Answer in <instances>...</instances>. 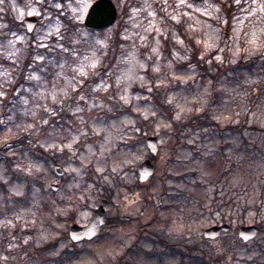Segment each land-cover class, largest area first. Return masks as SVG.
Here are the masks:
<instances>
[{
	"label": "rangeland",
	"instance_id": "1",
	"mask_svg": "<svg viewBox=\"0 0 264 264\" xmlns=\"http://www.w3.org/2000/svg\"><path fill=\"white\" fill-rule=\"evenodd\" d=\"M93 1L87 0L82 11L77 0L0 3V28L8 10L21 21L30 12L41 18L33 34L12 33L0 40V145L7 142L0 152L2 264H110L137 239L141 223L174 239L198 242L211 254L190 256L189 264H256L251 261L257 255V264H264V231L249 242L237 241L240 225L264 219V0H234L229 32L215 0H122L123 16L102 33L84 26ZM178 24L195 41L208 69L229 68L215 88L217 105L209 110L220 126L185 131L186 144L173 157L174 123L156 106L152 90H167L174 122L206 110L214 92L213 79L189 61L194 49L178 35ZM57 28L59 35H49ZM117 34L120 41L114 42ZM30 46L44 51L13 86L17 64ZM101 67L105 70L95 77ZM70 96L69 109L60 113ZM138 119L146 121L144 129ZM23 130L36 132L35 145L57 161L33 146H15L10 140ZM148 132L160 144L153 182L128 192L125 185L138 181V166L151 155L143 142ZM56 163L64 167L61 176L54 171ZM115 177L122 179L118 192L124 196L105 204L107 217L131 219L106 224L95 239L74 243L68 237L73 222L61 218L74 212V222L89 223L103 202L104 184ZM164 182L168 189L161 193ZM149 191L154 204L146 199ZM215 198L221 209L213 206ZM230 198L235 204L224 208ZM223 219L231 230L205 239L203 231ZM154 237L144 231L136 263L178 264L179 255L155 245ZM150 251L156 253L148 258Z\"/></svg>",
	"mask_w": 264,
	"mask_h": 264
},
{
	"label": "trees",
	"instance_id": "2",
	"mask_svg": "<svg viewBox=\"0 0 264 264\" xmlns=\"http://www.w3.org/2000/svg\"><path fill=\"white\" fill-rule=\"evenodd\" d=\"M64 1V0H62ZM116 5L118 6L119 10H120V14H119V19L121 16H123L124 13V9L122 7V0H113ZM221 7L222 12L224 13V16L226 17L227 20V28H226V32H229L230 30V26L232 23V19L234 17V9H235V3L234 0H215ZM53 3V2H52ZM50 8H53V5H50ZM4 25L0 28V40L6 39L7 37H9V35H11L12 33H23L26 32L25 27L23 25V22L21 20L16 19L15 14L12 10H8L4 12ZM41 19V18H40ZM41 22V20H40ZM7 27H4V26ZM106 29H100V30H90V32L93 33H102L104 32ZM177 30H178V35L181 36V38H183L184 40H186L188 42V45L192 46L194 51L191 53V58H190V62L195 63L197 66H199L202 70V73L204 75H208L210 76L213 81H214V85H213V95H212V102L210 104V106L204 110L201 111L199 113H194L191 114L192 116L189 118V120H186L184 122H174L172 119V108L171 106L167 103V100L165 99V96L167 95V90L166 89H162V87H154V89L151 92V96L153 97V101L156 104V106L160 107V109L162 111H164L167 116L170 118V120L174 123V129L172 130V137L174 138V147H173V151H172V155L174 157L175 152L178 151L179 147H184V145L186 144V141L183 140L182 134H184L185 131L188 130H195L196 128H203V127H210V126H217L219 127V123L214 120L211 116V114L209 113L210 107H212L214 104V107L217 105L216 104V100H217V96L218 94L215 91V88L217 86V82L220 78V76L224 75L227 73V69L226 67L220 68L219 71L214 72L215 69L210 68L208 69L207 63L204 61L205 58L200 57V50L199 48L194 44V40L193 39H188V35L186 33V31L184 30L183 24H178L177 25ZM119 34L116 35V38L114 39V42H119ZM38 48V47H37ZM34 49L32 48V46L27 47L26 52L24 53V58L21 60L20 64H17V69L15 70L14 74L16 75L15 78V82L12 83L13 86H16L18 80H22L23 78H25L26 75V71L30 65V63L33 61V59L35 58L36 54L43 52V49ZM165 51L167 53V55H170L171 49L169 46V42H167V40H165ZM112 60L115 59V55L111 57ZM251 62V60L248 62V64ZM254 62V61H253ZM240 64V63H239ZM241 64H244V62H241ZM236 68L239 67V65L235 66ZM160 88V89H159ZM14 89V88H13ZM13 89L10 91V95H12V91ZM165 92V93H164ZM72 96L69 97V99L66 101L65 105L59 108V112H65L67 111V109H69V103L71 102ZM66 113V112H65ZM139 120V119H138ZM19 123L20 126L22 125L21 123V118L19 119ZM143 123H146V121L144 120H139V126H143ZM142 129H144V127H142ZM151 132H148L147 134H144L143 136V142H145V138L150 134ZM35 135L36 132L34 133L33 131H26L23 130L18 137L14 138L13 140H10L15 146H17L18 144H22V145H30L35 147L36 149L41 150V152L43 153V155H47L49 158H52L54 161H57V158L55 156H52L49 151H45L43 150L39 145H35L34 139H35ZM7 142H4V144L0 145V152H4L7 150L6 148V144ZM7 155V154H4ZM151 158L155 161L156 157L155 156H151ZM122 179L120 177H115V179L113 180L112 184H104L107 185V189H106V193L103 195V198H106L108 200V203H112L113 199L115 196H119L120 198H122L124 196V194H122V192H118L120 185V181ZM153 179L150 180V182L144 184L141 183L140 181L134 182L133 184H129V185H125L128 189V192H133L135 189H137L139 186H149L153 181ZM168 188H166V184L164 182V188H163V192L167 191ZM73 197H75V194L73 195ZM146 199L148 201H150L152 204H154V200L152 198V194L151 192H147V196ZM218 201L220 200H213V206H215L218 209H221V206L218 207V205H220V203H218ZM228 202H232L235 204V201L230 199L225 200L222 204L224 205V208L227 206ZM63 204V200L60 202ZM162 204V198H160V202L155 203V208H158V205ZM165 207V206H162ZM243 212L247 211V207H243L242 208ZM157 211V209L155 210V212ZM225 212L222 213V216H225ZM75 213L74 212H69L68 215L62 217L61 219L66 220L67 223L69 222H74L75 221ZM224 222L227 221V219H223ZM121 220L116 216V217H108L107 219V224H111V225H116V224H121ZM256 224H258L261 227V231H264V219L257 222ZM138 237L135 241H133L129 246H127L122 253L118 254L116 257V260H113L110 262V264H137V257L140 254V243H141V238L144 237V231H150L152 233V235H154V244L156 245L157 242L163 246L166 250V252L173 254V255H179L180 259H179V263L178 264H189V262L187 261V258L190 256H197V257H201V258H206V252L204 251V249L200 246V244L198 242H190L187 239H174L171 236H169L168 234H165L164 232H162L161 230H159L158 228H149V223H144V224H139L138 225ZM67 233V232H66ZM66 235V234H65ZM237 241H240L239 238H237ZM54 244L52 243V246ZM163 248V250H164ZM230 250V249H229ZM199 252V254H198ZM146 256L151 257L155 255V251L154 252H145ZM161 258H163V253L160 256ZM214 256L212 255L211 258H213ZM258 257L260 256H256L255 258L253 257V260L251 261L256 262L258 261ZM217 258V257H215ZM2 260V258H1ZM0 260V264H2V261ZM217 261H219V259H217Z\"/></svg>",
	"mask_w": 264,
	"mask_h": 264
},
{
	"label": "water",
	"instance_id": "3",
	"mask_svg": "<svg viewBox=\"0 0 264 264\" xmlns=\"http://www.w3.org/2000/svg\"><path fill=\"white\" fill-rule=\"evenodd\" d=\"M118 16V9L113 0H95L85 17L84 25L90 29H101L112 25ZM24 25L29 33H32L38 25L39 19L37 16H27L23 20ZM264 55V49H263ZM104 68H99L95 72V77H98ZM146 143L152 154L156 155L160 149L158 138L156 136H148ZM54 170L58 175H63L64 167L60 164L54 165ZM139 180L146 182L155 172V164L150 158L145 159L138 168ZM59 185L52 184L54 190L58 189ZM106 200H104V203ZM86 205H84L85 207ZM123 220L130 219L129 216H123ZM106 223V208L104 204H100L94 209L92 217L88 224L81 225L77 222L73 223L69 228V235L74 242L82 241L83 239H93L100 235L102 226ZM231 226L228 223L212 225L204 230V236L209 239L219 237L222 232H228ZM260 232V227L255 224L241 225L238 235L244 241L254 239ZM73 245L69 249H73ZM209 255V253H208Z\"/></svg>",
	"mask_w": 264,
	"mask_h": 264
},
{
	"label": "snow or ice",
	"instance_id": "4",
	"mask_svg": "<svg viewBox=\"0 0 264 264\" xmlns=\"http://www.w3.org/2000/svg\"><path fill=\"white\" fill-rule=\"evenodd\" d=\"M182 2H183V0H182ZM0 3H3V0H0ZM86 6H88V4H87V0H77L76 8H77L78 10L82 11L83 8L86 7ZM13 7H14V5H13ZM55 7H56L57 9H59V8L62 7V5H61V4H56ZM261 11H264V7L261 8ZM31 14H33V13L30 12L29 15H31ZM21 15H23V13H21ZM77 15H79V12L77 13ZM4 27H7V26L5 25ZM53 34H55V35H59V34H60V29L57 28V29L55 30L54 33H49V35H53ZM17 39L20 40L21 38H20V37H17ZM61 39H63V37H61ZM21 42H22V41H21ZM10 43H14V42H10ZM249 43L255 45L256 41H255L254 39H250V40H249ZM44 47H47V46L44 45ZM61 47H63V46L61 45ZM65 51H67V49H65ZM39 59H40V60H43L44 57L41 56V57H39ZM218 59H219V57H218ZM82 74H83V73H82ZM29 79H39V77H36V76H30ZM2 95H4V93H3V92H0V96H2ZM53 99H55V97H53Z\"/></svg>",
	"mask_w": 264,
	"mask_h": 264
},
{
	"label": "flooded vegetation",
	"instance_id": "5",
	"mask_svg": "<svg viewBox=\"0 0 264 264\" xmlns=\"http://www.w3.org/2000/svg\"><path fill=\"white\" fill-rule=\"evenodd\" d=\"M142 213H143V211H142ZM120 216H121V215H120ZM91 240H92V239H91ZM91 240H83V241H91ZM210 255H211V254H209V255L207 254V256H210Z\"/></svg>",
	"mask_w": 264,
	"mask_h": 264
}]
</instances>
